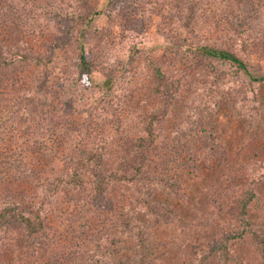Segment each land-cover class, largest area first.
<instances>
[{
    "label": "rangeland",
    "instance_id": "rangeland-1",
    "mask_svg": "<svg viewBox=\"0 0 264 264\" xmlns=\"http://www.w3.org/2000/svg\"><path fill=\"white\" fill-rule=\"evenodd\" d=\"M201 43L264 76V0H0V48L38 56L0 70V97L35 98L19 117L0 99V128L18 122L0 133V264H196L217 242L228 247L217 264H264V179L248 222L237 216L264 170V81L247 92L246 73ZM167 88L172 101L159 95ZM156 111V140L143 148L150 189L116 183L94 200L82 158L99 149L108 166L132 160L125 151ZM220 143L223 157L207 160ZM12 203L26 214L42 206L39 250L22 245ZM237 228L244 236L226 241Z\"/></svg>",
    "mask_w": 264,
    "mask_h": 264
},
{
    "label": "trees",
    "instance_id": "trees-1",
    "mask_svg": "<svg viewBox=\"0 0 264 264\" xmlns=\"http://www.w3.org/2000/svg\"><path fill=\"white\" fill-rule=\"evenodd\" d=\"M190 6L193 7L192 5ZM225 23L228 27L233 26L229 24V20L227 19ZM185 25L186 26L190 25V19L185 20ZM236 38L240 39L241 47L243 49L244 41L241 34L237 33ZM194 47L198 50L199 53H201L206 57L215 58L219 61L232 64L237 69L245 72L250 79V84L246 88L247 92L256 93V87H257L256 84H260L261 82L264 81V76L257 78L254 77L248 65L230 50L224 49L223 47L215 46L210 43L195 44ZM17 58L22 60L30 59L31 61H33V59L34 60L38 59V56L36 54L35 56L33 55L28 56L26 54H21V53L17 54L16 51L9 50V48L4 50L0 48V70L5 71L10 66V64H13L17 61ZM78 62H79V68L86 74L90 75L91 74L90 62L87 60L86 54L82 48L80 49L78 54ZM158 73L161 72L158 71ZM165 87L166 86H162L161 88H165ZM27 91L28 90H25V96L22 95L21 101H18L16 99H14V101H11L7 99L9 93L4 94L3 97H0L3 103V107L8 105L9 108L8 110L10 111L12 116L14 115V117L16 116L19 117L25 113L30 112V108L32 107V103L34 102L35 98L33 97V93ZM175 91L176 88H173L172 90L170 88H167L166 90H159V95L162 96L164 99L167 98L168 100L172 101ZM11 93L16 95L15 92H11ZM162 116H163V112L160 113L159 115V113L156 111L152 115V117H150V120L145 126V136L137 141V145L133 147V150L127 149L125 151V153L131 156V159L133 158L132 160H128L127 158H124L121 159V163H117L114 166H108L104 161L103 152L99 149L93 150L90 154L82 158L83 163L90 166L91 168V173H92L91 187H92V195L94 200L97 201V199L100 197L104 198L110 186L116 183L126 184L129 186L139 185L138 195H143V196L145 195V192H147L150 189L151 180L146 179V175H145L147 162L149 160H147L148 158L146 157V155H143V148L146 146L147 142L154 143V141L156 140L155 139L156 134H154L153 124L154 122L157 123V121ZM3 120L4 122L6 121L5 123H8L7 119L6 118L4 119L3 115H0V121ZM20 120L21 118H19V121ZM15 127L16 129L18 128V122L15 123L13 121V123L12 122L10 123L9 128L7 126L6 128H4V126L0 128V133L2 134V136H4V133H7V130L9 133L10 130L14 129ZM0 140H1V136H0ZM214 146H215L214 148L207 147L205 151L206 156H204L207 160H217L223 157L222 155L224 152H222L221 143H220V147L217 146V144ZM137 152H141V155L139 156L135 155V153ZM208 154L209 156H207ZM71 169H72L71 178L73 181V185L75 187H79L81 185V181L80 178L77 177L78 171L76 169V165L72 166ZM262 179H264V170L263 172L260 173L259 176L254 177L251 180L252 184H250L248 190L243 192V196L238 204V212H237V216L238 218H240V220H242L241 221L242 224L248 222L249 220V215H250L249 210L255 198V187L257 183L261 182ZM11 206L14 207L12 208L13 216L11 220L17 221V224L19 225V231L21 232L20 233L21 236L26 238V239L24 238V240H21L22 245L25 248L27 247V249L31 247L35 251L39 250L40 248L39 246H42V240L41 238L34 239V237H39V236L42 237V234L45 229V217L43 214L42 206L40 205L39 207H37V209H35L34 212L29 211L27 212V214L20 211L17 208L19 204L12 203ZM6 221L7 220H5V222ZM231 236L232 237L230 239H227L226 241L238 239L240 237H243L244 234L240 233L239 229L237 228L233 230ZM261 238L262 237H260V239ZM137 239H138L137 246L143 249L144 242L142 240V235H140V233ZM2 241L3 239L0 238V243ZM260 241L259 239L256 240L257 243L256 245L260 247L262 251H264V244ZM227 254H228L227 244L222 242L220 243L217 242V246L213 248L211 251L207 250L205 256L203 254H200L199 257L200 260L196 264H212V262H215V264H217L222 259V256H225ZM220 264H227V262Z\"/></svg>",
    "mask_w": 264,
    "mask_h": 264
}]
</instances>
